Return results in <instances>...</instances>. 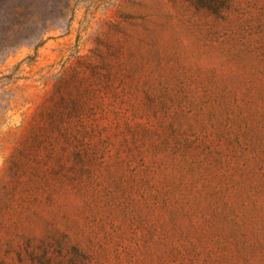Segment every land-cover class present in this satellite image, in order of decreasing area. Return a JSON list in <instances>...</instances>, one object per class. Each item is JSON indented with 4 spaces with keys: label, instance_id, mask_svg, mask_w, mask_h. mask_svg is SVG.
Listing matches in <instances>:
<instances>
[{
    "label": "rangeland",
    "instance_id": "obj_1",
    "mask_svg": "<svg viewBox=\"0 0 264 264\" xmlns=\"http://www.w3.org/2000/svg\"><path fill=\"white\" fill-rule=\"evenodd\" d=\"M0 264H264V0H0Z\"/></svg>",
    "mask_w": 264,
    "mask_h": 264
}]
</instances>
